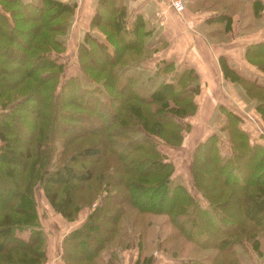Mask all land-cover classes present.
<instances>
[{"label": "trees", "instance_id": "trees-1", "mask_svg": "<svg viewBox=\"0 0 264 264\" xmlns=\"http://www.w3.org/2000/svg\"><path fill=\"white\" fill-rule=\"evenodd\" d=\"M234 3L228 6L223 3L220 8L219 16H226L222 19L224 28L229 27L233 15L229 7ZM251 3L260 6L259 0H251ZM93 8L88 29L77 46L80 72L64 78L56 91L63 65L54 54L65 49L74 3L0 0V43H5L0 44V58H3L0 61V161L7 156L6 174L14 180L18 175L11 160L23 166L38 156L32 169L31 164L27 166L22 178L24 188L34 179L32 183L67 187L76 182L84 186L94 178L98 163L81 167L78 160L98 158L102 151L95 144L77 149L66 144L68 140L97 132L110 144V156L104 157L111 164L104 161V171L96 174L94 188L97 190L104 181L107 194L102 195L100 205L95 207L90 218L62 239L60 258L63 264H104L101 254L118 244L112 237L119 229L121 215L128 208L137 213L164 215L177 230L178 237L194 241L201 248L215 250L208 262L196 258L180 264H238L232 243L251 241L250 229L253 228L264 236V147L250 143L248 134L239 126V115L218 105L219 111L227 115L225 126L232 153L227 156L219 153L214 134L194 146L189 173L194 188L206 204L196 202L185 185L171 177L173 163L162 160L151 139L154 135L161 143L180 145L181 132L187 130V125H182L178 119L193 114L197 107L195 97L199 84L196 73L186 65L176 67L171 60L161 69L171 72L169 79L153 88L142 86L138 57L144 50L148 30L140 15L129 19L120 0H94ZM93 28L106 30L103 38L92 32ZM94 52L99 53V61L94 58ZM243 58L263 74L264 42L246 45ZM5 62L16 65L6 67ZM219 65L225 78L238 84L247 97L258 100L256 108L264 121V85L252 78L256 75H241L222 57H219ZM178 67L182 69L177 72ZM96 71L104 72L106 76L92 77L90 73ZM75 101L84 109L99 108L97 114H106L108 123L95 130L82 126L90 116L70 111L68 106ZM136 112H140V116ZM73 115L78 116V120H71ZM27 120L31 127L26 126ZM66 123L76 126L77 130L69 131ZM123 131L127 135H142L130 139L128 146L123 145L125 152L113 142V138L123 136ZM23 132L28 135V145L19 152L13 145H18L19 133ZM35 143L39 144L36 149ZM56 149L63 154L57 163L52 159ZM138 166H144V169L140 170ZM202 169L209 175L203 174ZM19 191L17 196L21 194ZM96 193L90 192L91 199ZM57 194L53 188L45 191L51 206L61 212L58 202L69 207L73 192L67 188L64 201L59 200ZM232 194L238 195L240 222L230 216ZM11 212V209H5L0 215V264L17 263L14 261H19L17 264L45 263L46 239H43L42 229L30 231L27 240L16 238L14 229L29 223H17L24 219H13ZM148 224H151L150 219ZM7 241L15 242L22 250L18 259L5 249ZM127 246L124 243L122 247Z\"/></svg>", "mask_w": 264, "mask_h": 264}, {"label": "rangeland", "instance_id": "rangeland-1", "mask_svg": "<svg viewBox=\"0 0 264 264\" xmlns=\"http://www.w3.org/2000/svg\"><path fill=\"white\" fill-rule=\"evenodd\" d=\"M34 1L40 2V0ZM225 1L230 2L232 0ZM239 4L235 2L232 7H229V9H234V13H237V10L245 12L246 5L244 7L241 6V9ZM222 6L223 3H220L216 9H219ZM253 6H255V15L260 16L257 11V7H260L261 4L260 6L256 4ZM252 12L253 11H251L250 14H252ZM240 18H243L242 14ZM260 20L261 19L259 18V21ZM253 21H255V19L252 15L250 21L251 26L249 27H253ZM244 22H246V20H244ZM71 26V30L69 29L71 32L68 31L65 38L64 51L54 54L59 62L63 65V71L60 73L56 91L59 90L60 84L63 82L64 78H68L80 72L77 46L85 30L82 29V26L79 28H77V26H73V22ZM238 28L239 27H237V29ZM92 32L103 38L106 30L93 28ZM238 32H241L240 29ZM156 37L157 36L154 34L150 38H145L144 50L138 57L140 59L141 65L140 69L138 70H140L141 80L143 79L141 85L147 88L150 86L153 88L161 83V81L169 79L171 74V72H163L161 70L163 69L162 66L165 64V62L171 61L173 59H169L166 53H162V49L165 46L163 45L162 41L158 42V37ZM146 41L147 45L153 44L149 49H147V47L145 48ZM1 43L4 42L1 41ZM93 54L94 58L99 61V53L94 52ZM151 58H154V61H150L149 59ZM2 59L3 58H0V61H2ZM246 64L247 66H238L237 72L241 75L254 74L256 76L252 78L257 82L259 81L258 83L264 85V73H258L259 71L257 72L252 65L247 62ZM15 65L16 64L11 62L6 63V67H13ZM2 66L4 67L3 64ZM176 69L178 72L182 69V67H178ZM90 75L95 78H103L106 76V73H98L96 71L91 72ZM14 77L17 78L18 76ZM197 80L198 79H196V83H198ZM225 82L226 83L224 84L212 82L209 85L202 86L198 83L199 91L195 97V102L197 105L195 112L184 118L178 119L182 125H187V130L181 132L183 137L179 146L161 143V141H159L160 138L154 135L151 138L153 143H156L162 160H170L173 163L174 172L171 177L174 179V181L184 184L187 190L193 195L196 202H199L202 205L206 204V200L201 197L198 191L194 188L189 173L191 153L194 146L206 136L214 134L216 136L215 141L219 153L224 156H227V154L230 155L232 153L229 144L230 141L227 135L228 128L225 126L227 115L223 114L221 110L219 111L218 105H221L227 110H231L235 114L239 115V126H241V128L248 134L250 143H258L264 147V121L262 120L256 108L258 100L253 97H247L239 85L232 82L230 79L226 78ZM192 84H195V82H192ZM206 86L209 89V92L204 96L205 98H201L200 90H204ZM15 92L16 90L12 92V95H14ZM119 96H122V94H119ZM117 102L118 100H116V103ZM75 103H72L68 106L70 111L75 113L79 111L80 113H85L90 116L86 118L87 120L82 122V126L93 128V130H95L98 129V127H104L108 123V116L106 114H97V109L99 108L94 107L93 110L84 109L76 101ZM218 111L220 113L219 116L216 115ZM136 114L140 116V112H136ZM71 120H78V116H71ZM26 122V126L31 127L29 120ZM68 122L72 124L71 121L68 120ZM77 123L79 124V122ZM65 125L68 124L66 123ZM137 126L139 127L140 124ZM87 128L86 130L89 131ZM68 130L76 131L77 129L74 125H68ZM122 134L123 136L120 138H113V142L117 147L120 146V149L123 152L126 151L123 148V145L128 146L130 139L142 136L139 133L127 135L124 133V131ZM19 136L20 140L18 141V145L15 144L13 146L17 151L22 152L25 146L28 145V143H26L28 135L23 132L22 134L19 133ZM89 144H95L96 146H99L102 154L98 158L90 157L84 159L80 158L78 160V163L81 165V167H84V165L88 166L92 163H94L96 166L98 163V168L94 173V178L91 181L85 183L84 186L81 184L77 185L76 182H72L67 187H65V185L53 186L50 184H42L41 182L32 183L35 180L34 179L30 183H27L24 188L22 178L25 176L26 170H28L27 166L28 164H31L30 169H32L34 163H36L38 159V156L33 159L31 158L29 163L26 161L23 166L21 163L15 160L10 161L14 167L15 173L18 174L15 180L11 179V177L6 174L4 169L6 167L7 156H3V160L0 161V215L2 214V210L11 209L12 212L10 213V216L13 217V219H24L17 223H29L20 224L21 228L17 227L14 229L13 233L16 238L27 240L30 236V231L40 228L43 230H41L43 239H46L45 251L47 248L53 249L52 251H54L56 246L52 244L53 241L50 242V239H64L65 235L69 231L80 226L88 219V217L90 218V214L93 212L95 207L100 205L102 195L106 193L104 181H102L97 190L94 188V182H96V178H98L96 177V174H100V172L104 171L102 169V165L104 161L107 162V159L104 157V155L106 157L110 156L108 151L110 144L103 139L101 134L94 132L87 133L85 136L78 137L77 139L68 140L66 146L69 145L70 148L74 146L77 149L78 147ZM38 146L39 144L35 143V149L38 148ZM62 158L63 154L59 153V150L56 149L52 157L53 161L57 163L61 161ZM78 163L76 164L77 167H79ZM108 163L111 164L110 162H107L106 164ZM136 167L137 165H135V168ZM129 169L131 168L129 167ZM138 169L143 170L144 166H138ZM202 170L203 174L209 175L207 171L204 169ZM52 188L58 191L57 198L61 201L65 200L64 192L67 188L71 189L73 192L69 207H63L61 202H58L57 207L61 209V212L55 210L45 196V191H49ZM19 190H21V194L17 196V194L20 193ZM92 191H96L97 193L91 199L90 192ZM237 196L238 195L236 194H232L230 196L229 201L231 205L229 211L231 213V218L240 222V219L237 216L239 213L238 210H240V206H238L239 199ZM5 204L6 206H4ZM149 219L151 220V224H148ZM77 221H79V224L71 228V226ZM118 228V231L115 232L112 237V239H117L115 243L118 244L110 247L109 250L104 251L108 254H104V257H107L106 259H104L103 255L101 254L104 264L107 262H110V264H126L128 261L130 264H166L171 263L170 260H172L174 264H180L182 261L188 262L196 258L203 259L204 261L208 262L210 257L215 253L214 249L201 248L194 241H188L178 237L177 230L175 227L169 224L167 217L164 215L137 213L134 209L128 208L127 211L125 210V212L121 215ZM250 231L251 241L247 240L235 244L232 243V247L235 249L234 251L237 255V258L239 259L238 264H264V236L260 234V230L253 228L250 229ZM165 239L171 240L167 241ZM207 240L209 241L210 239ZM124 243L128 244L126 248L122 247L124 246ZM85 244L86 243H84V246H86ZM120 246L122 248H119ZM4 247L6 250H8V253L13 254V258H16L17 255L22 251L13 241L5 242ZM14 262L18 263L19 261ZM43 264H46V262Z\"/></svg>", "mask_w": 264, "mask_h": 264}, {"label": "crops", "instance_id": "crops-1", "mask_svg": "<svg viewBox=\"0 0 264 264\" xmlns=\"http://www.w3.org/2000/svg\"><path fill=\"white\" fill-rule=\"evenodd\" d=\"M64 1L75 5L73 26H77V28L82 26V29L86 30L94 11V0ZM234 1L240 3L239 7L246 5V11L237 10V13H234V9H230L233 15L229 27L224 28L222 19L226 16L220 17L222 10L216 9V7L220 3H226L228 6ZM120 2L124 4L129 19L140 15L148 30L146 38L155 34L158 37V42L162 41L165 46L162 53H166L169 59H173L176 67L179 65L191 67L197 74V82L201 86L209 85L212 82L226 83V78L220 69L219 57H222L230 67L235 69L240 65L247 66L243 58L245 46L250 43L264 42V0H259L261 6L257 7L260 16L255 15V7L251 0H232L230 2L225 0H185V8L180 14L166 8L160 0H120ZM157 9L165 10L163 24H159L154 15ZM251 11H253L252 14H250ZM241 14L243 18H240ZM252 15L255 21H253V27H249ZM237 27L239 28L237 29ZM71 28L72 26L70 30ZM239 29L241 32H238ZM151 45L153 44L147 45V41L145 42V48L149 49ZM149 60L154 61V58ZM208 92L207 86L204 90L201 89V98H205L204 96ZM78 224L79 221L75 222L71 228ZM50 240L56 247L54 251L47 248L46 264H63L60 258L62 239ZM104 254H108L102 253L103 258L106 259ZM171 263L174 264L173 261ZM126 264H130V262L128 261Z\"/></svg>", "mask_w": 264, "mask_h": 264}, {"label": "built area", "instance_id": "built-area-1", "mask_svg": "<svg viewBox=\"0 0 264 264\" xmlns=\"http://www.w3.org/2000/svg\"><path fill=\"white\" fill-rule=\"evenodd\" d=\"M166 6V8L171 9L177 14L182 13L185 8V0H160ZM155 17L158 19L159 24L164 23L165 10L157 9L154 13Z\"/></svg>", "mask_w": 264, "mask_h": 264}]
</instances>
